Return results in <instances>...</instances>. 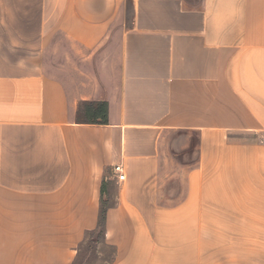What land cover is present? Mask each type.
<instances>
[{"label": "crops", "instance_id": "obj_1", "mask_svg": "<svg viewBox=\"0 0 264 264\" xmlns=\"http://www.w3.org/2000/svg\"><path fill=\"white\" fill-rule=\"evenodd\" d=\"M104 180L108 264H264V0H0V264H72Z\"/></svg>", "mask_w": 264, "mask_h": 264}, {"label": "trees", "instance_id": "obj_2", "mask_svg": "<svg viewBox=\"0 0 264 264\" xmlns=\"http://www.w3.org/2000/svg\"><path fill=\"white\" fill-rule=\"evenodd\" d=\"M78 121L83 123H108V103L106 101L91 102L87 101L81 104L78 111ZM106 188V181L104 180L102 186L101 208L98 217V224L96 228L90 232L88 247L90 249L96 248L98 243L106 241V221L107 212L109 208V201L104 196V189ZM76 260V259H75ZM74 264V262L72 263Z\"/></svg>", "mask_w": 264, "mask_h": 264}, {"label": "rangeland", "instance_id": "obj_3", "mask_svg": "<svg viewBox=\"0 0 264 264\" xmlns=\"http://www.w3.org/2000/svg\"><path fill=\"white\" fill-rule=\"evenodd\" d=\"M129 14H131V11ZM88 241L89 237L79 249L74 264H108V261L113 257V249L104 243H98L96 248L90 249L88 247Z\"/></svg>", "mask_w": 264, "mask_h": 264}, {"label": "built area", "instance_id": "obj_4", "mask_svg": "<svg viewBox=\"0 0 264 264\" xmlns=\"http://www.w3.org/2000/svg\"><path fill=\"white\" fill-rule=\"evenodd\" d=\"M114 171L117 174L118 180H124L126 178V174L124 172V167L119 164L114 167Z\"/></svg>", "mask_w": 264, "mask_h": 264}]
</instances>
